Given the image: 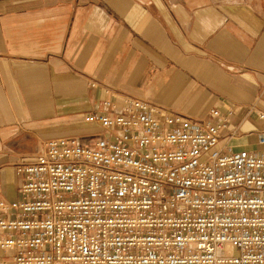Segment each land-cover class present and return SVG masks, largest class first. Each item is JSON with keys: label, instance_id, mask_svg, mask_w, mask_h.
Masks as SVG:
<instances>
[{"label": "built area", "instance_id": "1", "mask_svg": "<svg viewBox=\"0 0 264 264\" xmlns=\"http://www.w3.org/2000/svg\"><path fill=\"white\" fill-rule=\"evenodd\" d=\"M83 122L103 132L40 142L0 198L9 264H264V111L241 132L235 107L193 118L127 95ZM257 148L235 149L238 138ZM0 264H6L0 260Z\"/></svg>", "mask_w": 264, "mask_h": 264}, {"label": "crops", "instance_id": "2", "mask_svg": "<svg viewBox=\"0 0 264 264\" xmlns=\"http://www.w3.org/2000/svg\"><path fill=\"white\" fill-rule=\"evenodd\" d=\"M127 95L197 119L235 107L234 126L258 129L241 120L264 111V0H0V198L19 200L30 150L92 145L84 116Z\"/></svg>", "mask_w": 264, "mask_h": 264}, {"label": "rangeland", "instance_id": "3", "mask_svg": "<svg viewBox=\"0 0 264 264\" xmlns=\"http://www.w3.org/2000/svg\"><path fill=\"white\" fill-rule=\"evenodd\" d=\"M252 119H253V118H251V120H252ZM236 122H237V119L235 118V119L233 120V123H236ZM85 128H87V127H85ZM88 128H89V129H92V128H90V127H88ZM93 129H94V128H93ZM93 129H92V130H93ZM94 130H95V129H94ZM97 130H99V129H97ZM95 137H96L95 134L87 136V142L94 140ZM248 142L251 143V144H254V143L256 142V138H255V137H251V138L248 139ZM32 145H35V144L32 143ZM37 147H38L37 149L35 148V149H33V150H30V153H34V152L37 153V154L40 153L42 148H41L40 145H37ZM37 154H36V155H37Z\"/></svg>", "mask_w": 264, "mask_h": 264}]
</instances>
